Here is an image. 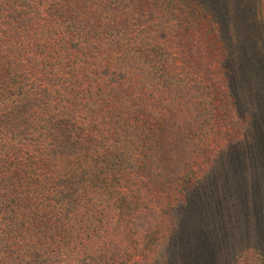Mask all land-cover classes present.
Listing matches in <instances>:
<instances>
[{"label": "trees", "instance_id": "obj_1", "mask_svg": "<svg viewBox=\"0 0 264 264\" xmlns=\"http://www.w3.org/2000/svg\"><path fill=\"white\" fill-rule=\"evenodd\" d=\"M208 7L0 0V264H158L186 243L188 193L255 128Z\"/></svg>", "mask_w": 264, "mask_h": 264}, {"label": "rangeland", "instance_id": "obj_2", "mask_svg": "<svg viewBox=\"0 0 264 264\" xmlns=\"http://www.w3.org/2000/svg\"><path fill=\"white\" fill-rule=\"evenodd\" d=\"M196 2L226 41L241 114L255 128L217 155L200 194L188 193L196 203L182 209L188 239L163 247L158 264H264V0Z\"/></svg>", "mask_w": 264, "mask_h": 264}]
</instances>
